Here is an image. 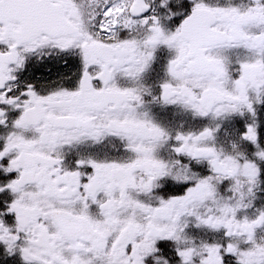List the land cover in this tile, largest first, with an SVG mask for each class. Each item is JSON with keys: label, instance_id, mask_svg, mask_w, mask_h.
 <instances>
[{"label": "snow or ice", "instance_id": "snow-or-ice-1", "mask_svg": "<svg viewBox=\"0 0 264 264\" xmlns=\"http://www.w3.org/2000/svg\"><path fill=\"white\" fill-rule=\"evenodd\" d=\"M0 264H264V0H0Z\"/></svg>", "mask_w": 264, "mask_h": 264}]
</instances>
